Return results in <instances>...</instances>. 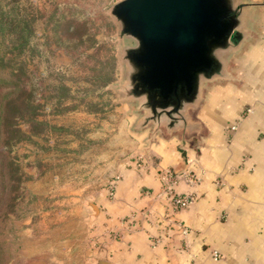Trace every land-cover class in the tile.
I'll return each instance as SVG.
<instances>
[{
	"label": "crops",
	"instance_id": "1",
	"mask_svg": "<svg viewBox=\"0 0 264 264\" xmlns=\"http://www.w3.org/2000/svg\"><path fill=\"white\" fill-rule=\"evenodd\" d=\"M243 1L247 36L225 77L203 85L188 128L143 140L111 176V200L106 184L63 197L59 221L28 243L35 264H264V0ZM165 170L198 178L174 187L194 194L187 209L162 194Z\"/></svg>",
	"mask_w": 264,
	"mask_h": 264
},
{
	"label": "rangeland",
	"instance_id": "2",
	"mask_svg": "<svg viewBox=\"0 0 264 264\" xmlns=\"http://www.w3.org/2000/svg\"><path fill=\"white\" fill-rule=\"evenodd\" d=\"M119 1L0 0V264H35L28 243L63 197L107 186L150 136L127 96Z\"/></svg>",
	"mask_w": 264,
	"mask_h": 264
},
{
	"label": "water",
	"instance_id": "3",
	"mask_svg": "<svg viewBox=\"0 0 264 264\" xmlns=\"http://www.w3.org/2000/svg\"><path fill=\"white\" fill-rule=\"evenodd\" d=\"M243 0H121L110 15L120 36L134 42L123 58L130 68L128 97L142 101L141 127L184 132L207 82L225 77L229 54L246 38Z\"/></svg>",
	"mask_w": 264,
	"mask_h": 264
},
{
	"label": "built area",
	"instance_id": "4",
	"mask_svg": "<svg viewBox=\"0 0 264 264\" xmlns=\"http://www.w3.org/2000/svg\"><path fill=\"white\" fill-rule=\"evenodd\" d=\"M246 112H249V110H246ZM235 127L232 126L230 130H234ZM141 157H138V163H140ZM159 180L161 183L162 188V194L168 197L169 199V205L174 210H185L188 207L191 206V204L195 200V196L193 193H184V194H178L175 192L174 187L179 183H184L185 186L188 188L194 187L197 182L198 178L190 171L184 170L179 173H175L173 171L165 170L159 175ZM113 197V185L108 184L106 188V198L107 200H111ZM127 227H131L132 222L131 220H127L126 224ZM181 235L184 237L187 235L186 230L181 231ZM213 257H216V253H212Z\"/></svg>",
	"mask_w": 264,
	"mask_h": 264
}]
</instances>
